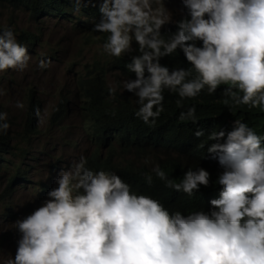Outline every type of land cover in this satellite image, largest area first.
<instances>
[{"label": "clouds", "instance_id": "clouds-1", "mask_svg": "<svg viewBox=\"0 0 264 264\" xmlns=\"http://www.w3.org/2000/svg\"><path fill=\"white\" fill-rule=\"evenodd\" d=\"M51 3L75 18L51 15ZM90 3L100 16L85 14V0H0V21L17 20L22 13L64 21L80 31L91 28L102 37L101 54L112 59L104 66L93 62L78 77L82 105L74 129L67 105L54 113V125H63V135L76 153L66 169L57 170L49 163L48 151L38 152L41 167L32 170L48 166L59 172L52 189L30 179L29 168V174L16 181L20 165L15 160L25 153L20 146L41 134L39 125L48 113L35 100V88L26 105L15 102L16 108L25 107V123L30 117L38 128L31 133V143H10L18 146L21 157L10 158L8 169L0 167V196H7L0 201L8 206L2 221L13 219L17 202L23 200L14 198L37 186L40 198L14 222L12 242L17 249L2 264H264V121L238 114L241 106L264 112V0H181L173 23L164 0ZM30 33L0 26V72L29 68L33 56L28 51L35 52L38 43ZM19 38H33L35 45L27 47ZM133 51L138 54L125 65L127 74H135L129 79L112 62ZM171 55L178 56L166 61L172 69L160 62ZM183 56L191 67L181 65L183 60L176 67ZM51 63L50 56L41 54L36 66L45 69ZM221 85L227 86L223 103L230 108L224 127L231 130L209 133L199 125L196 107L183 102L205 90L213 94ZM125 92L136 97L135 117L149 126L164 112L165 94L178 97L180 113L167 120L166 141L155 131L156 150L138 155L130 148L142 140V133L125 122L123 112L96 115L101 97L111 100ZM31 97L36 108L28 113ZM1 109L0 149L3 133L25 131L24 123L16 132L19 118ZM98 122L109 129L98 133ZM75 129L78 133L72 132ZM193 135L199 139L194 144ZM184 193H199L203 202L182 213L158 199H179Z\"/></svg>", "mask_w": 264, "mask_h": 264}, {"label": "rangeland", "instance_id": "rangeland-1", "mask_svg": "<svg viewBox=\"0 0 264 264\" xmlns=\"http://www.w3.org/2000/svg\"><path fill=\"white\" fill-rule=\"evenodd\" d=\"M164 2L171 14L169 23H173L176 20V15L181 11L179 6V4L182 5L181 0H177L179 4L175 0H164ZM0 26L11 27L16 31L37 32L40 38L34 49L35 52L30 53L33 59L27 70L19 72L9 69L6 72H0V91L3 92L0 95V105L4 109L12 110L15 118H19L15 125V131H21L26 117L24 115L25 107L18 109L15 107V102L20 100L26 105L30 89L35 88V100L41 101V107L47 109L48 117L43 124L39 125L41 134L33 139L30 145L20 146L25 153L22 154L21 159L15 161L20 166L31 170L30 179L36 181L37 184L43 182L52 189L56 187L54 182L59 172L56 173V169L53 168L50 171L48 166L43 171L32 170V167L36 169L41 167L38 152L42 148L48 151L51 155L49 163L52 162L57 170L60 166L62 169H66L70 160L75 158L74 154L76 153V150L69 146L68 136L63 135V125L61 129L54 125V113L57 107L67 105L73 114L70 124L74 129V126L78 124V114L82 105V98L77 94L78 77L86 72L88 65L99 60L104 66L107 64V59H111V57L101 54L102 37L90 31L91 28L80 31L73 24L64 21H42L22 13L17 20L4 17L0 21ZM133 49H135L134 46ZM135 52L133 51L132 55H136ZM41 54L51 57L52 63L47 71L36 66ZM6 74L7 76H5ZM110 79L116 81V76L111 73ZM72 132L78 133V130L75 129ZM17 143L19 141H15V144ZM34 156L37 157L36 160ZM40 157L42 158V156ZM1 189L2 183L0 182V193ZM39 192L40 187L37 186L30 193L14 198L13 201L23 200L17 202L15 216L10 221L8 219L2 221L8 206L7 202L0 201V264L9 255L14 257L15 249H17V244L12 242V236L16 230L13 226L14 222L21 217L28 205L39 200Z\"/></svg>", "mask_w": 264, "mask_h": 264}, {"label": "trees", "instance_id": "trees-1", "mask_svg": "<svg viewBox=\"0 0 264 264\" xmlns=\"http://www.w3.org/2000/svg\"><path fill=\"white\" fill-rule=\"evenodd\" d=\"M49 12L52 14H59V15H65V17L69 18H75V16L70 15L71 11L68 9L60 8L56 4L51 3L48 7ZM85 14H89L91 12L92 17L97 14V8L94 7V3H90V0H85V7H84ZM85 30V29H84ZM104 38V37H103ZM19 42L26 45L27 47L29 45H35L33 38H19ZM136 55L138 54L135 52ZM131 55L126 54L125 57L116 58L113 60V67L114 69L121 70L123 74L126 75V78L128 76L129 79H135V74H127L125 70L127 68L125 65L130 62ZM178 59V56L171 55L167 58L163 57L161 58V64L167 65L169 67L170 64H167L166 61L169 60H176ZM182 61L181 65L185 68L191 67L190 62L186 60V58L179 57V60L177 61L176 67H181L179 63ZM172 69L173 67H169ZM110 69V68H109ZM105 74L106 70L104 68ZM98 80V78H95V83ZM227 87L226 85H221L217 91L213 94H208L207 91H202L199 94V98L197 99H186L183 102L184 104H187L188 106H195L196 107V116L197 121L200 126H204L207 132H211L213 130H231L229 128H225L224 125L228 122L229 119V111L230 108L223 103V100L225 97L222 94L223 88ZM132 95L133 100L131 99L130 95ZM136 97L131 92H125L124 94L116 93L115 97L113 99H109L106 96L101 97L99 104L96 108V115L100 118L104 117L107 113L111 111H121L124 114L125 122L134 125L137 130H139V133H142V140L136 144L133 147L134 151L138 155H143L151 150H156L158 146L156 145V132L159 133L161 136L162 141H166L168 136V127H167V120H171L174 116V114L178 115L180 113V107L177 106L176 100L178 97L174 93H168V95L165 94L164 99V112H162L161 116L157 119L156 123L154 125H145L142 121L138 120L135 115V109L136 105L134 103V100ZM36 108V105L33 101V97H31L30 106H29V112H33ZM0 111H2L0 107ZM3 112V111H2ZM242 114V116L251 118L255 122H258V119L260 118V122L264 121V112H261L258 108L257 109H248L246 106H241V109L238 110V114ZM98 127L96 128V131L101 134V132H104L109 129V126L104 123L98 122ZM34 129V124L31 120V118L26 119L25 123V131L21 134H16L15 136H11L10 129L3 133V144L0 149V167H4L8 169L10 167V158H20L21 155L19 153L21 150L18 148L17 145L10 146V143H12L14 140L20 139L22 142L31 143L33 137L31 136V133ZM101 137V135H100ZM199 139L193 135L192 136V142L193 144L198 141ZM126 148V146H124ZM167 147V146H166ZM165 147V148H166ZM168 151L169 149L166 148ZM111 158H109V161ZM168 165L167 161L161 162L162 167H166ZM88 166L92 169H95L94 166L88 162ZM29 174L28 169H24L21 166H18L16 171V181L24 178ZM11 184V181L9 182V186ZM7 197V196H6ZM6 197H1L0 199H5ZM159 200L165 205L173 206L175 210H179L182 213L186 212L187 209L192 207H198L203 202L204 197H201L199 193H194L193 196L189 197L187 194H183L181 198H174L173 200L158 197Z\"/></svg>", "mask_w": 264, "mask_h": 264}, {"label": "bare ground", "instance_id": "bare-ground-1", "mask_svg": "<svg viewBox=\"0 0 264 264\" xmlns=\"http://www.w3.org/2000/svg\"><path fill=\"white\" fill-rule=\"evenodd\" d=\"M70 1H71V0H66V4H67V2H70ZM95 16H100V15H95ZM69 20H71V18H69ZM66 21H67V19H66ZM32 34H33V35H32ZM30 35H31L35 40H39V39H40L39 36H38V34H37L36 32H31ZM28 52H29V54L31 53V51H28ZM45 70L47 71V70H48V67L45 68ZM80 98H82V97H80ZM66 110H67V109H66ZM34 124H35L34 129H37L38 126H36V122H35V121H34ZM65 127H66V122H65ZM71 139H73V138H71ZM34 159L36 160L37 157L34 156ZM33 169H35V167H33ZM28 172H30L29 169H28ZM21 190H22V189H21ZM8 203H9V202H8Z\"/></svg>", "mask_w": 264, "mask_h": 264}, {"label": "water", "instance_id": "water-1", "mask_svg": "<svg viewBox=\"0 0 264 264\" xmlns=\"http://www.w3.org/2000/svg\"><path fill=\"white\" fill-rule=\"evenodd\" d=\"M78 29V28H77Z\"/></svg>", "mask_w": 264, "mask_h": 264}]
</instances>
